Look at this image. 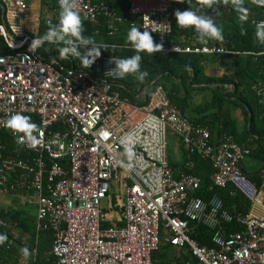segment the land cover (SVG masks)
<instances>
[{"label": "built area", "instance_id": "obj_1", "mask_svg": "<svg viewBox=\"0 0 264 264\" xmlns=\"http://www.w3.org/2000/svg\"><path fill=\"white\" fill-rule=\"evenodd\" d=\"M69 2L82 21H105L110 36L126 22L103 0ZM0 5V135L7 130L17 141L8 148L0 140V196L18 188L34 193L38 228L49 226L54 234L55 264H153L162 228L169 233L166 242L191 255L184 264H264V193L241 166L249 148L228 134L212 143V131L186 117L160 83L140 92L142 103L122 96L120 81L126 76L119 77L117 61L130 57L101 55L86 69L70 53L66 62L48 61L40 52L45 44L32 52V41L42 36L41 20L32 18L26 0H0ZM172 9V0H130L135 16L130 28L157 34L165 53H240L215 44L164 45L172 32ZM261 24L264 18L255 21ZM118 46L135 49L131 42ZM253 90L264 107V79ZM16 113L38 125L33 135L41 142L35 147L27 139L18 142L25 134L14 135L6 126ZM129 134L131 160L121 144ZM170 134L189 154L210 159L215 186L233 185L251 202L250 211L231 212L218 193L196 195L201 178L195 174L176 177L168 159ZM113 187L124 224L103 227L102 203ZM233 221L243 229L227 231L224 224ZM4 224L0 218V234ZM200 224L211 230V246L192 236Z\"/></svg>", "mask_w": 264, "mask_h": 264}, {"label": "trees", "instance_id": "obj_2", "mask_svg": "<svg viewBox=\"0 0 264 264\" xmlns=\"http://www.w3.org/2000/svg\"><path fill=\"white\" fill-rule=\"evenodd\" d=\"M111 8L122 15L126 22L121 31L114 36H110L106 30L105 21L98 23L82 21L83 35L93 37L96 45H106L101 49V55H119L132 57L136 54V49L120 47L130 41L127 39L131 29L130 23L135 20V16L129 12L130 0H103ZM44 5L51 9L60 8L59 0H43ZM172 32L165 38L164 45H181L193 47L197 45H224L230 50L239 51L237 54H206L196 52H162L148 53L141 52V71H147L148 75L143 81L136 78L135 74H127L121 82L119 88L122 96L129 97L136 103H142L139 98L140 92L146 86H154L156 83L162 84L167 90L171 101L179 110L194 123L202 124L212 131L211 142L216 143L223 135L228 134L245 144L250 149L249 156L260 159L264 162V145L260 143L264 140V107L258 102L253 85L261 78L264 70V42L257 36L258 27L255 21L264 18L263 0H242V9L234 6L233 0H218L212 7L200 6V0H172ZM189 8L198 9L200 15L211 17L214 23L222 28V39H207V42L197 40L199 34L194 26L180 28L175 16L176 10L184 11ZM61 11V8H60ZM246 15V20H241V16ZM3 9L0 5V22L2 21ZM60 19H53L51 25H57ZM41 34H45L50 27L47 21H41ZM99 30V33H96ZM154 42L158 43L159 36L152 34ZM63 44L55 45L45 43L41 54L50 62L60 58V48ZM89 48L92 45L88 46ZM80 50L86 53V49ZM100 55V56H101ZM215 55L218 62H210V57ZM66 62L65 59L62 60ZM210 71V72H207ZM94 76L96 72L89 70ZM264 72V71H263ZM204 84L201 87L197 85ZM217 84V85H212ZM226 84H232V89L226 88ZM211 92V98L204 100L199 105H193L192 98L195 93ZM240 109L245 120V126L240 134L237 119L234 116V109ZM243 135V137H239ZM8 131L0 135L2 143L13 148L17 146V141L10 137ZM259 143L256 148V144ZM184 148V147H183ZM185 149V148H184ZM187 157L183 164L185 173L195 174L201 178V187L196 195L208 198L214 193H218L223 198L226 207L233 213H248L251 209V202L233 185L217 187L213 183L214 168L212 161L203 158L199 154H189L185 150ZM175 165L174 162L169 161ZM69 168V162H63ZM180 173L175 176L179 177ZM259 187L262 178L256 175L247 174ZM32 206V205H31ZM38 206V204L36 205ZM0 218L6 222L3 228L7 239L1 244L0 264H33V251L37 250L38 264H55L51 255L53 248L54 234L49 226L38 228L37 213L26 212L23 207L11 209L0 208ZM108 225L104 223L103 227ZM229 232L240 231L243 226L236 222L224 224ZM18 230V234H15ZM161 244L158 250L153 253V264H184L191 255L183 253L182 256L174 257L171 253L174 246L165 241L167 233L161 229ZM211 230L198 225L193 231V237L201 244L211 246ZM28 249L25 256L22 249ZM184 256V258H182Z\"/></svg>", "mask_w": 264, "mask_h": 264}, {"label": "clouds", "instance_id": "obj_3", "mask_svg": "<svg viewBox=\"0 0 264 264\" xmlns=\"http://www.w3.org/2000/svg\"><path fill=\"white\" fill-rule=\"evenodd\" d=\"M178 2H184V0H178ZM218 0H200V6L212 7ZM60 3V19L57 25H50L47 32L42 36H37L30 45V50L35 52L38 48L43 46L45 42L49 44L65 46L60 48V59H67L69 53L73 57H80L84 68H90L94 61L101 55V49L107 48L106 45H96L93 37H86L83 35V24L79 14V10L75 3H70L69 0H59ZM190 3V0H188ZM234 6L237 9H241L246 12V9H242V0H233ZM175 16L177 18V24L180 28H188L194 26L195 31L199 34V38L203 42H207V39H222V28L216 25L211 17L200 15L198 9L189 8L184 11L176 10ZM246 15L241 16V20H246ZM140 28L133 25L128 32L127 39L132 43L137 52L134 56L117 61L119 68V77L124 78L127 74H135L136 78L143 81L148 75V72L141 71V52L147 51L148 53H154L162 49V44L155 43L154 38L149 30L145 28V31H140ZM257 36L261 42H264V24L258 26ZM151 31H156L154 28ZM92 45V47H88ZM86 49V53L82 54L80 48ZM6 126L13 131V134L24 133V136H19L18 142L24 143L25 140L29 142L31 147H35L41 141L36 138L33 133L38 130V125L31 121L29 116L21 113L12 115L7 121ZM110 133L105 132L104 138L107 139ZM134 140L129 134L121 140V144L125 146V153L128 159L131 160L134 156L132 144ZM121 164H124L121 161ZM130 167L131 165H127ZM7 239L5 234H0V244ZM25 256H27L28 249L25 247L22 249Z\"/></svg>", "mask_w": 264, "mask_h": 264}, {"label": "crops", "instance_id": "obj_4", "mask_svg": "<svg viewBox=\"0 0 264 264\" xmlns=\"http://www.w3.org/2000/svg\"><path fill=\"white\" fill-rule=\"evenodd\" d=\"M26 1L30 5L32 18L40 19L41 21H44V19H45V21L50 19L51 22H52L53 19L59 18V12H60V8L59 7H56L55 9H51L50 6L44 5L43 0H26ZM45 7H48V9L53 14L46 15L45 18H42L43 17L42 13H43ZM197 40H200V38H198ZM263 71H262V75L263 76L261 78H259L257 80V82L262 80V79H264V72ZM203 85L199 84L197 86L201 87ZM212 85L214 86V85H217V84H212ZM230 85L232 86V84H226V88L232 89L233 86L230 87ZM209 98H211V92H209V91L202 92L201 94L200 93L199 94L195 93V95L192 98V103H193V105H199V104L203 103L204 100H207ZM234 116L237 119L239 132L241 134V132H242L244 126H245V120H244V117L242 115V111L240 109H237V108L234 109ZM186 117H188V116H186ZM239 137H243V135H240ZM220 138H219V140H220ZM171 139H172V141L174 143V148H175L177 157L172 159V158H170L168 156V159H169V161H172V162L175 163V165L170 164V166H171V168H172V170L174 172V175H176L177 173H180L179 174V177H180L181 175L185 174V171L183 170L182 166H183V164L186 161L187 154H186L185 149L183 148V146L181 144L180 139L175 134H170L169 135V144H170V140ZM217 142H218V140H217ZM241 144H243V143H241ZM243 145H245V144H243ZM258 145H259V143L256 144V148L257 149H258V147H257ZM260 145L261 146L264 145V140H263L262 143H260ZM243 162L246 165V169L244 170V172L246 174H249V175H256L257 174L258 176H260L262 178V184H261L260 188H261L262 192L264 193V162H260V159H258L256 157H251V156H247ZM17 194L18 195H24L26 197H32V195H34L33 192L26 193L22 189L18 188V189L15 190L14 193H9V194L0 196V208L11 209V208H14V207H18V205H16V206L14 205L15 203H17L19 201L18 198L16 197ZM115 200H116V203H115ZM103 201H106L107 202V206H109V208L111 209V211L107 212L106 209L102 206V210H103V213H104V220L103 221H104V223L105 222L108 223V225L106 227H110V226H114V225L122 226L124 224V222H123V208H122L121 205H119L117 203V195L115 193H112V191H111L110 197L108 199L103 200ZM37 208H38V206H36V213L38 212ZM5 225H6V222H5L4 226ZM4 226H3V228H4ZM102 226H103V222H102ZM3 234H4V231H3ZM167 235H169V233ZM0 253H1V244H0ZM183 253H185V251L179 250L178 248L174 247V249H173L171 254L174 257H176V256H182ZM186 254H188V253H186ZM33 255H34L33 259L35 257L37 258V255H38L37 254V250L33 251ZM182 258H184V256ZM189 259H191V257Z\"/></svg>", "mask_w": 264, "mask_h": 264}, {"label": "rangeland", "instance_id": "obj_5", "mask_svg": "<svg viewBox=\"0 0 264 264\" xmlns=\"http://www.w3.org/2000/svg\"><path fill=\"white\" fill-rule=\"evenodd\" d=\"M51 14H53V13L48 9V7H45V9L42 13V15H43L42 18H45L46 15H51ZM215 61L218 62V57H216L215 55H212L210 57V62L215 63ZM207 72H210V71H207ZM168 156L172 159L177 157L176 151L174 148V143H173L172 139L170 140V144L168 146ZM112 193H115V194L118 193L114 187L112 188ZM16 197L18 198L19 201L14 204L15 206L18 205V207H23L26 212H29L31 214L36 213V205L38 204V198L37 197H35L34 195H32V197H26L24 195H18V194L16 195ZM115 203H116V200H115ZM102 206L106 209L107 212L111 211L109 206H107L106 201H103ZM37 210H38V208H37ZM15 234H18V230H15Z\"/></svg>", "mask_w": 264, "mask_h": 264}, {"label": "water", "instance_id": "obj_6", "mask_svg": "<svg viewBox=\"0 0 264 264\" xmlns=\"http://www.w3.org/2000/svg\"><path fill=\"white\" fill-rule=\"evenodd\" d=\"M148 87H149V86H148ZM148 87H147V88H148ZM241 166H242L243 170H245V169H246V165H245V163H244V162H242V163H241Z\"/></svg>", "mask_w": 264, "mask_h": 264}]
</instances>
